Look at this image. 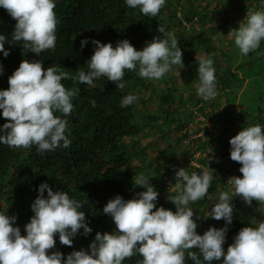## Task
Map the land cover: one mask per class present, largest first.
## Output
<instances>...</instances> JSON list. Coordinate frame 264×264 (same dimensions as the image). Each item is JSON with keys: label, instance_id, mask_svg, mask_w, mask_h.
Here are the masks:
<instances>
[{"label": "trees", "instance_id": "16d2710c", "mask_svg": "<svg viewBox=\"0 0 264 264\" xmlns=\"http://www.w3.org/2000/svg\"><path fill=\"white\" fill-rule=\"evenodd\" d=\"M242 1H250L245 6V16L249 11H264V5H260L264 0H165L157 16L151 17L142 14L139 7L127 6L126 0H54L58 20L56 45L39 56L24 51L22 43H13L11 36L17 21L0 7V34L7 38L4 48L9 52L7 57L0 52L3 68L0 91L8 90L9 77L25 59L40 61L45 71L49 66L67 71L70 77L81 70L88 72L87 62L95 48L93 40L111 43L114 48L118 42L127 40L141 51L154 38L168 39L167 34L171 33L178 40L183 64L173 65L159 80L141 78L138 66L135 71L125 70L121 81L125 85L123 89L103 76L94 80L91 86L72 79L63 80L66 89H79L78 95L71 98L73 110L70 115L54 113L67 120L65 135L71 144L64 148L61 142L60 147L43 153L37 151L36 145L10 148L0 144V214L15 216L13 227H19L21 235L26 236L25 225L34 216L31 205L38 197L42 183L79 201L82 207L78 211L85 213V222L92 232L85 236L84 230L80 229L73 237L71 247L61 245L56 234L55 247L48 254L60 252L66 259L73 251L82 249L90 254L89 245L97 233L115 232V223L103 213V208L117 196L128 201L138 198L137 193L146 191L135 184V177L140 174L148 179L160 196L156 208L175 212L176 207L170 200L180 191L175 187V172L179 166L175 153L179 145H170L168 139L172 132L188 130L190 121H194L193 109L186 108L188 104L194 107L201 105L199 112L216 125L212 129L214 135L204 130L203 139H197V150L202 152L198 165L186 160L188 164L179 168L185 169L189 175L208 169L212 181L207 196L188 205L192 210L206 209V198L217 196L225 187V179L242 175L239 171L242 165L230 159L229 141L244 128L259 125L264 129V40L248 55L241 54V61L237 64L239 49L234 38L225 51L221 46H215V39L211 38V34H219L223 24H228L231 18L238 21L232 30H238L240 22H243L239 17L242 10L239 3ZM220 14L224 15L222 25L215 27ZM159 26L165 29L164 34L157 30ZM83 40L88 43L82 48ZM202 58L213 60L217 95L204 101L197 95V88L188 81L187 87L192 92L185 100L184 94L176 87L175 80L180 75L177 68L198 74ZM239 73L244 77H239ZM247 77L251 82L249 94L252 96L249 99L254 107H241L235 114L230 104L233 86L243 83ZM129 94L135 95L137 100L122 107V99ZM92 101H95V106ZM211 107L220 108L221 113L213 117L207 115L206 110ZM8 122L0 110V128ZM187 133L178 140L188 139ZM166 157L169 162H166ZM219 158L222 162L215 163ZM173 163L177 165L171 167ZM164 193L166 197H161ZM44 196L47 198V191ZM230 197V203L236 209L230 225H226L223 219L217 221L202 217L207 230L227 227L223 245L225 254L242 228H256L260 223L252 215H244L245 212L239 210L250 208L241 197L234 193H230ZM252 205L258 207L260 203L253 201ZM262 214L264 218V211ZM188 251L197 252L201 264H223V260L204 261L198 249ZM142 259L137 252L122 264H138ZM184 264H194L187 251Z\"/></svg>", "mask_w": 264, "mask_h": 264}, {"label": "clouds", "instance_id": "9594fccd", "mask_svg": "<svg viewBox=\"0 0 264 264\" xmlns=\"http://www.w3.org/2000/svg\"><path fill=\"white\" fill-rule=\"evenodd\" d=\"M126 4L131 8L139 7L145 16L155 17L165 0H126ZM0 7L17 21L11 36L13 43H22L24 51L37 56L55 48L58 20L54 0H0ZM157 30L165 33L161 26ZM167 35L168 39L154 38L141 51L127 40L118 42L115 48L111 43L93 40L94 54L87 62L89 71H78L74 77L54 66L45 71L40 61L23 60L9 77L8 90L0 91V110L9 121L0 128V144L10 148L36 145L41 153L55 150L61 142L68 148L71 144L65 135L68 122L54 113L70 115L71 98L78 95L79 89L68 90L62 81L72 79L91 86L103 76L123 89L124 71H135L137 66L141 78L159 80L173 65H183L178 40L171 33ZM228 36L234 38L241 54L256 50L264 40V11L247 12L238 30H231ZM6 40L5 35L0 34V52L4 57L9 55L4 48ZM87 43V40L81 41V47ZM2 72L0 65V74ZM198 78L197 95L204 101L214 99L217 91L212 59L199 61ZM136 100L135 95L129 94L122 99L121 106L126 107ZM92 104L95 106V101ZM229 143L230 159L242 165L239 171L243 178L232 177L227 183L234 188V195L241 197L249 207L253 201L264 204V129L259 125L244 128ZM175 180V187L180 191L170 200L176 207L173 212L163 207L157 209L154 203L157 191L143 174L136 176L135 184L146 191L128 201L117 196L103 208V213L113 219L117 231L97 233L89 245L90 254L82 249L73 251L66 259L60 252L48 254L55 247L56 234L61 245L71 247L80 229L85 236L92 229L85 222V213L78 211L82 207L79 201L42 183L31 205L34 216L25 225L26 236L21 235L19 227H13L15 216L0 214V264H122L137 252L143 257L138 264H184L185 251L194 264H201L197 252L188 251L193 248L198 249L207 262L264 264V222L256 228H242L226 254L223 245L227 227L210 228L203 235L197 234L194 212L188 205L207 196L212 181L207 168L190 175L185 169H178ZM218 199L207 215L230 225L233 219L230 193L220 192Z\"/></svg>", "mask_w": 264, "mask_h": 264}, {"label": "rangeland", "instance_id": "374dc122", "mask_svg": "<svg viewBox=\"0 0 264 264\" xmlns=\"http://www.w3.org/2000/svg\"><path fill=\"white\" fill-rule=\"evenodd\" d=\"M248 2L250 1H242L239 4L242 5V10L241 13L239 14L240 19L244 20L246 18L245 16V6L248 4ZM255 2V1H254ZM253 2V3H254ZM260 5H264V1H260ZM179 13L177 14V16L179 17ZM212 17V16H211ZM224 18L223 14H220V20L218 19V21H215V27H220L222 25V20ZM230 22L228 24H223V29H220V36L219 34L213 33L211 34V38H214L215 40L213 41V44L215 46H221V49H223L224 51L227 50L230 45L232 44V38L228 36L229 32L233 29V25L238 24V21L233 20L232 18L229 20ZM231 21L232 24L231 25ZM239 52V57L237 60V64L240 63L241 61V52ZM178 71H180V75L177 76V79L175 80L176 82V87L179 89V92L184 94V98L185 100H187L190 95L192 90L189 89L187 87L188 81L190 82V84H192L195 88L198 87L199 84V78H198V74H195L196 72H185L184 70H182L181 68H177ZM239 77H244L243 74L239 73ZM234 87V92L231 94L230 97V101H231V110L235 113L238 114L239 110L242 109L241 107H254V104L252 103V101L249 99L252 95L251 93L249 94L250 90H251V82H250V78H244L243 83H237ZM225 101L223 100L222 103H224ZM201 107V105L198 106H193L188 104L186 106L187 109H190L193 111V120L194 121H190L189 126H188V130H186L188 133V139H183L181 138V140H178L181 135L185 134V130H183L182 132L179 133H171V137L168 139L170 145L172 146H176L179 145V149L176 150L177 152L175 153L177 161L179 163V166L177 167L182 168L184 167L186 164H188L186 162V160H188L190 163H192L193 165H198V159L199 157H201V153L199 150H197L198 147V142L197 139H203V135H204V130H207L209 132H211L214 135V132L212 131L213 127L216 125L213 124L211 122L210 118H207L205 115H202L199 112V108ZM206 113H208L207 115H211L212 117L214 115L220 114L221 110L220 108L214 109V108H210L209 110H206ZM168 144V143H166ZM201 145V143H199ZM155 149V148H154ZM191 155H193V158H190ZM210 155H213L210 152ZM222 159V158H221ZM220 158L218 159L217 162L215 163H221L222 160ZM166 162H169V159L166 157ZM175 165H177V163H173L171 165V167H174ZM233 177V176H232ZM231 177V178H232ZM240 178H243L242 175L240 176ZM229 180V178L225 179V187L222 190H219L220 192L223 191H228L229 193H234V188L227 183ZM158 197H160L158 195ZM161 197H166V193H164L163 195H161ZM219 194L217 196H213L212 198H206V209H194V216H193V220L197 223L198 227L196 229L197 234L203 235L206 231H207V227L206 224L202 221V217H208L207 213L208 211H211V208L219 202ZM156 204V206H158V202L157 200L154 202ZM235 207L233 206V210ZM156 209H154L155 211ZM240 211H244V215H252L254 217V220L262 222L264 220L263 218V211H264V204H261L258 207H255L254 205H252L250 208L248 209H239ZM197 217H199V219H197ZM117 231V229L115 230Z\"/></svg>", "mask_w": 264, "mask_h": 264}]
</instances>
